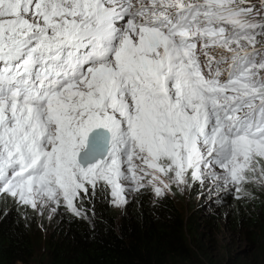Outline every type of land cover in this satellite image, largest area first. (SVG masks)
<instances>
[{
	"label": "snow or ice",
	"instance_id": "obj_1",
	"mask_svg": "<svg viewBox=\"0 0 264 264\" xmlns=\"http://www.w3.org/2000/svg\"><path fill=\"white\" fill-rule=\"evenodd\" d=\"M258 36L264 0H0V195L264 181Z\"/></svg>",
	"mask_w": 264,
	"mask_h": 264
},
{
	"label": "trees",
	"instance_id": "obj_2",
	"mask_svg": "<svg viewBox=\"0 0 264 264\" xmlns=\"http://www.w3.org/2000/svg\"><path fill=\"white\" fill-rule=\"evenodd\" d=\"M95 193L78 199L80 215H56L42 243L34 213L0 195V264H30L38 249V264H264L259 180L214 195L213 212L190 195L183 210L148 186L119 212L103 185Z\"/></svg>",
	"mask_w": 264,
	"mask_h": 264
},
{
	"label": "rangeland",
	"instance_id": "obj_3",
	"mask_svg": "<svg viewBox=\"0 0 264 264\" xmlns=\"http://www.w3.org/2000/svg\"><path fill=\"white\" fill-rule=\"evenodd\" d=\"M249 2L254 3V4H259L260 0H249ZM257 40H258V43H257L256 47L257 48H264V36H258ZM201 59L203 60L204 58L201 57ZM224 67H226V66H224ZM137 163H139V162H137ZM260 165L264 166V160L260 161ZM216 171L219 172L220 169L217 168ZM248 176L251 177L252 174L248 173ZM256 177H257V180H259V173L256 174ZM259 183L261 185H264V181L259 180ZM102 185L100 184L99 186H102ZM125 186L127 188L131 187L130 185H127V184ZM148 187H150L153 195L157 197V195L153 191L152 187L151 186H148ZM231 188H235V187L231 184H229L228 186H225L222 181L214 182L213 180H211L207 177H205L203 183H201L200 181H193L192 177H191V172H189L187 175V184L182 185L180 187H177L175 184H173V185H171L170 189H165L163 192V195H161V196L169 195V196L173 197V199L176 201L177 205L180 208H182L183 210L186 209V205H187L186 202L188 201V198L190 196H192L195 201L203 200L204 208L208 211L213 212L216 209V207H214L212 204L213 196L217 195L219 192H226V191L230 190ZM89 189L92 190L91 187H89ZM105 189L107 190V192H109L108 196H109L110 202L117 212H119L123 209V207L125 206L127 201L134 195V192H135V191H131V190L126 191L124 193L125 202L121 203L117 207V206H114L112 203V197L110 195V189L107 187H105ZM5 195L7 197H9L10 199H13L14 201H16L11 196H9L7 194H5ZM82 196H85L83 192L80 194V197H82ZM78 202H79L78 200L75 202V206L79 209ZM27 208H28L29 212L34 213V217L36 218L37 229L40 232V236H41V242L40 243H42L43 239L45 238V233L47 231L46 225H48V224L51 225V224L55 223L56 215H59L64 210H68L66 207L63 206L62 201H61V206H59V207H56L55 205L50 204V205L44 206L43 208L38 206L35 210L32 209L30 206H27ZM53 209H55V211ZM42 222H45V224L43 225ZM39 248L40 249L43 248L42 244L40 245ZM39 255H40V250L38 249L36 259L34 260V262H32L30 264H38Z\"/></svg>",
	"mask_w": 264,
	"mask_h": 264
}]
</instances>
